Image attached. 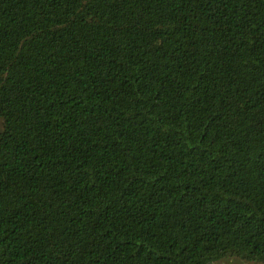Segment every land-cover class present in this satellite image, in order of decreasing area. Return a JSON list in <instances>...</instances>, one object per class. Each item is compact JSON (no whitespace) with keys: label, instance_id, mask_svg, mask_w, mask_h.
Segmentation results:
<instances>
[{"label":"trees","instance_id":"obj_1","mask_svg":"<svg viewBox=\"0 0 264 264\" xmlns=\"http://www.w3.org/2000/svg\"><path fill=\"white\" fill-rule=\"evenodd\" d=\"M264 264V0H0V264Z\"/></svg>","mask_w":264,"mask_h":264},{"label":"rangeland","instance_id":"obj_2","mask_svg":"<svg viewBox=\"0 0 264 264\" xmlns=\"http://www.w3.org/2000/svg\"><path fill=\"white\" fill-rule=\"evenodd\" d=\"M213 264H262V263L246 262V261L239 259V258H229V259H223V260L218 261V262L213 263Z\"/></svg>","mask_w":264,"mask_h":264}]
</instances>
